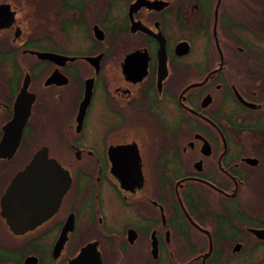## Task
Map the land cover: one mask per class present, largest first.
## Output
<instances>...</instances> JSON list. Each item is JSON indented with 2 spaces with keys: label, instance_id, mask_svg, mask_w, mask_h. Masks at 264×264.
<instances>
[{
  "label": "flooded vegetation",
  "instance_id": "af4514ba",
  "mask_svg": "<svg viewBox=\"0 0 264 264\" xmlns=\"http://www.w3.org/2000/svg\"><path fill=\"white\" fill-rule=\"evenodd\" d=\"M39 150L70 184L13 232ZM0 264H264V0H0Z\"/></svg>",
  "mask_w": 264,
  "mask_h": 264
},
{
  "label": "water",
  "instance_id": "95a60500",
  "mask_svg": "<svg viewBox=\"0 0 264 264\" xmlns=\"http://www.w3.org/2000/svg\"><path fill=\"white\" fill-rule=\"evenodd\" d=\"M15 114L10 128L18 127L28 116L20 120L22 109L16 102ZM70 178L59 163L49 158L46 151H37L26 167L12 180L9 192L14 196L13 207H4L1 213L6 217L13 232H26L49 218L57 209L64 193L68 189Z\"/></svg>",
  "mask_w": 264,
  "mask_h": 264
}]
</instances>
